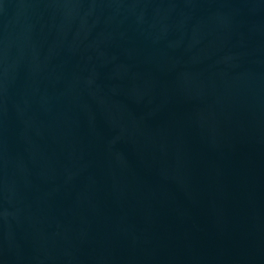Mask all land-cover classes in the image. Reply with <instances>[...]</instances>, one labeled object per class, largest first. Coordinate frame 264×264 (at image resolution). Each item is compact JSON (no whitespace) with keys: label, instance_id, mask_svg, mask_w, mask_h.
Returning a JSON list of instances; mask_svg holds the SVG:
<instances>
[{"label":"water","instance_id":"obj_1","mask_svg":"<svg viewBox=\"0 0 264 264\" xmlns=\"http://www.w3.org/2000/svg\"><path fill=\"white\" fill-rule=\"evenodd\" d=\"M0 264H264V0H0Z\"/></svg>","mask_w":264,"mask_h":264}]
</instances>
